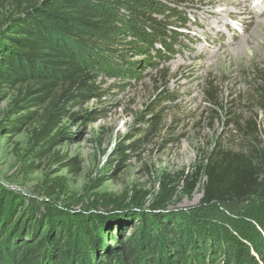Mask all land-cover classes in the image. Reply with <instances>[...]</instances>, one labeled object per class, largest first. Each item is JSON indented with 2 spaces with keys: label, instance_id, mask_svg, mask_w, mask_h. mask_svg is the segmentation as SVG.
I'll return each instance as SVG.
<instances>
[{
  "label": "rangeland",
  "instance_id": "374dc122",
  "mask_svg": "<svg viewBox=\"0 0 264 264\" xmlns=\"http://www.w3.org/2000/svg\"><path fill=\"white\" fill-rule=\"evenodd\" d=\"M131 1L137 11L118 10L115 48L96 55L97 93L69 104L60 121L69 137L36 157L40 143L31 135L41 122L37 107L28 109L37 114L18 131L0 129V190L25 202L102 216L112 213L103 201L124 193L130 197L136 188L149 192L144 207L160 194L166 213L178 214L199 205L204 174L190 195L186 180L214 148L247 146L264 156V31L242 21L245 13L227 15L228 0ZM240 1L256 14L264 10V0ZM14 11L9 3L0 6V30ZM240 48L245 49L235 55ZM4 92L0 123L26 114L25 109L9 114L17 90ZM84 110L93 112L70 119ZM70 158L78 170L67 165ZM50 189L54 194L46 197ZM209 253L185 264H233L218 251ZM261 259L264 264V254Z\"/></svg>",
  "mask_w": 264,
  "mask_h": 264
},
{
  "label": "trees",
  "instance_id": "16d2710c",
  "mask_svg": "<svg viewBox=\"0 0 264 264\" xmlns=\"http://www.w3.org/2000/svg\"><path fill=\"white\" fill-rule=\"evenodd\" d=\"M3 3L15 11L0 30V97L16 88L8 113L25 109L26 114L1 122L0 129L18 131L37 114L28 109L41 108V122L31 135L35 145L40 143L35 156L41 157L70 136L59 128L67 106L97 93L96 55L115 48L111 43L121 32L115 24L118 10L137 8L131 0H0V6ZM260 77L264 113V73ZM92 112L69 115L75 120ZM245 124L249 127L251 121ZM124 148H117L118 167ZM66 162L78 170L75 158ZM263 164L264 156L247 146L235 151L214 148L186 180L190 195L204 174L199 205L178 214L166 213L160 194L144 207L149 192L136 188L130 197L124 193L103 201V206L126 209L102 216L25 202L2 189L0 264H185L205 251H218L233 264H263ZM44 193L50 197L54 191ZM128 228L134 229L126 235Z\"/></svg>",
  "mask_w": 264,
  "mask_h": 264
},
{
  "label": "bare ground",
  "instance_id": "6f19581e",
  "mask_svg": "<svg viewBox=\"0 0 264 264\" xmlns=\"http://www.w3.org/2000/svg\"><path fill=\"white\" fill-rule=\"evenodd\" d=\"M245 1V0H244ZM243 1V2H244ZM225 5H231L232 8H228L227 6L224 8L227 15H231V11L234 10L236 13H245V15L241 16V20L243 21L246 19V22L248 24H254L255 27L260 31V33H263L264 31V10L259 9L258 14L255 13V11H252L253 9H246L244 6V3H242L240 0H228L224 3ZM262 16V17H261ZM245 48H240L239 51H237V54L241 53ZM235 50V49H234Z\"/></svg>",
  "mask_w": 264,
  "mask_h": 264
},
{
  "label": "water",
  "instance_id": "95a60500",
  "mask_svg": "<svg viewBox=\"0 0 264 264\" xmlns=\"http://www.w3.org/2000/svg\"><path fill=\"white\" fill-rule=\"evenodd\" d=\"M107 206L110 207V210L112 211V213L117 212V210L120 211V210L126 209V207H124V206H122L120 208H116V206H113V205H107Z\"/></svg>",
  "mask_w": 264,
  "mask_h": 264
}]
</instances>
